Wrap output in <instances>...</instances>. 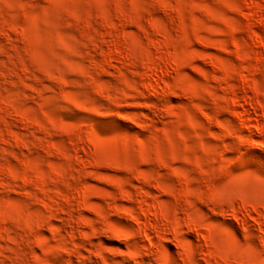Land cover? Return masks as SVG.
Listing matches in <instances>:
<instances>
[{"label": "rangeland", "instance_id": "rangeland-1", "mask_svg": "<svg viewBox=\"0 0 264 264\" xmlns=\"http://www.w3.org/2000/svg\"><path fill=\"white\" fill-rule=\"evenodd\" d=\"M0 264H264V0H0Z\"/></svg>", "mask_w": 264, "mask_h": 264}, {"label": "bare ground", "instance_id": "bare-ground-1", "mask_svg": "<svg viewBox=\"0 0 264 264\" xmlns=\"http://www.w3.org/2000/svg\"><path fill=\"white\" fill-rule=\"evenodd\" d=\"M145 228V227H144ZM146 228H147V226H146ZM142 231V230H141ZM146 231H147V229H146ZM146 235V234H145ZM148 235V234H147Z\"/></svg>", "mask_w": 264, "mask_h": 264}]
</instances>
